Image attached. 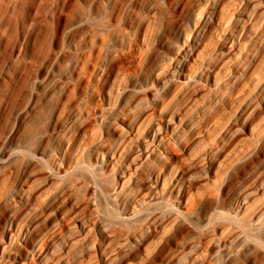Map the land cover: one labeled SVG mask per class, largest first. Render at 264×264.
Returning a JSON list of instances; mask_svg holds the SVG:
<instances>
[{"label": "rangeland", "instance_id": "374dc122", "mask_svg": "<svg viewBox=\"0 0 264 264\" xmlns=\"http://www.w3.org/2000/svg\"><path fill=\"white\" fill-rule=\"evenodd\" d=\"M263 260L264 0H0V264Z\"/></svg>", "mask_w": 264, "mask_h": 264}, {"label": "bare ground", "instance_id": "6f19581e", "mask_svg": "<svg viewBox=\"0 0 264 264\" xmlns=\"http://www.w3.org/2000/svg\"><path fill=\"white\" fill-rule=\"evenodd\" d=\"M243 240H245V239H243ZM241 242H242V240L241 241H239V243L238 244H236L235 246H239L240 244H241ZM244 242V241H243ZM242 242V243H243ZM236 249V248H235ZM232 250V249H231ZM215 264H219L218 262H216ZM259 264H264V260L262 261V262H260Z\"/></svg>", "mask_w": 264, "mask_h": 264}]
</instances>
